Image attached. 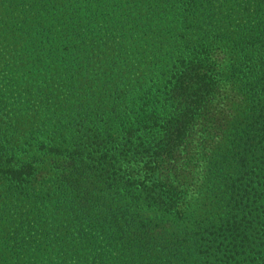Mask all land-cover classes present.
I'll list each match as a JSON object with an SVG mask.
<instances>
[{
  "label": "trees",
  "instance_id": "1",
  "mask_svg": "<svg viewBox=\"0 0 264 264\" xmlns=\"http://www.w3.org/2000/svg\"><path fill=\"white\" fill-rule=\"evenodd\" d=\"M8 7L0 264H264V0Z\"/></svg>",
  "mask_w": 264,
  "mask_h": 264
},
{
  "label": "rangeland",
  "instance_id": "2",
  "mask_svg": "<svg viewBox=\"0 0 264 264\" xmlns=\"http://www.w3.org/2000/svg\"><path fill=\"white\" fill-rule=\"evenodd\" d=\"M8 3H9V0H0V20H2L9 12L8 10L10 7H8ZM94 9H97V8H94ZM3 22L5 23H3V25L0 26V67L4 63L5 60L9 61L10 63L16 64L17 61H19L17 60L18 58L16 54L21 53L23 50L22 48L20 50L18 48L17 49L15 48L17 52H13V49H14L13 46L15 47V45L12 42V36H9V37L5 36L12 31V25H11V22H9L8 16H7V21H3ZM67 23H65V26ZM7 28H9L10 32L9 30H7ZM79 42H81V40ZM79 42L75 41V44ZM20 43L21 41L18 42V45ZM31 80L32 79L28 80V82L30 83ZM0 86H3V84H0ZM24 86H26V82L24 83ZM3 87H6V86H3ZM44 92L46 91L43 88V91L37 92V95H43ZM21 259L24 263H27V260L30 259L32 264H52L50 260H45L44 256H41L36 253H29L28 255H24L23 257H21Z\"/></svg>",
  "mask_w": 264,
  "mask_h": 264
}]
</instances>
